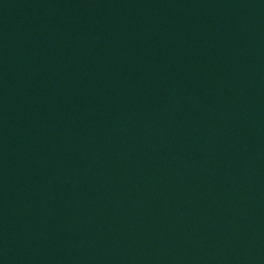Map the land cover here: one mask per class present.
I'll return each mask as SVG.
<instances>
[{"label":"water","instance_id":"95a60500","mask_svg":"<svg viewBox=\"0 0 264 264\" xmlns=\"http://www.w3.org/2000/svg\"><path fill=\"white\" fill-rule=\"evenodd\" d=\"M0 264H264V0H0Z\"/></svg>","mask_w":264,"mask_h":264}]
</instances>
